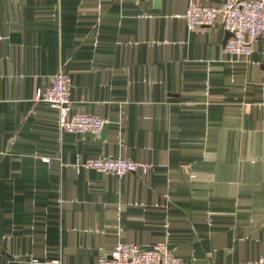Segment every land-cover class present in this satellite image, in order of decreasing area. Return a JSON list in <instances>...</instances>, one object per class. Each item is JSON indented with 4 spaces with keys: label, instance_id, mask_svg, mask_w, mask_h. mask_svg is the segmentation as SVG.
I'll return each mask as SVG.
<instances>
[{
    "label": "crops",
    "instance_id": "crops-1",
    "mask_svg": "<svg viewBox=\"0 0 264 264\" xmlns=\"http://www.w3.org/2000/svg\"><path fill=\"white\" fill-rule=\"evenodd\" d=\"M190 1L0 0V264H98L120 243L264 257V40L232 61L222 25L188 30ZM59 72L100 137L35 99ZM97 158L149 170L76 171Z\"/></svg>",
    "mask_w": 264,
    "mask_h": 264
},
{
    "label": "built area",
    "instance_id": "built-area-1",
    "mask_svg": "<svg viewBox=\"0 0 264 264\" xmlns=\"http://www.w3.org/2000/svg\"><path fill=\"white\" fill-rule=\"evenodd\" d=\"M189 31L211 28L217 24L233 36L225 46V53L232 61L250 57L254 44L264 40V0H227L220 6L204 7L191 0L184 16ZM264 86V77L263 82ZM72 81L68 75L57 73L44 89H39L35 99L47 103L58 110V128L60 133L91 134L100 137L108 120L85 113H73L71 100ZM48 162L47 159H45ZM76 171H96L123 178L127 174L142 171L147 173L148 165L130 159L97 158L77 161ZM98 264H195L177 258L166 242H160L150 248L137 245L118 244L109 257H102ZM245 264H264V257Z\"/></svg>",
    "mask_w": 264,
    "mask_h": 264
},
{
    "label": "water",
    "instance_id": "water-1",
    "mask_svg": "<svg viewBox=\"0 0 264 264\" xmlns=\"http://www.w3.org/2000/svg\"><path fill=\"white\" fill-rule=\"evenodd\" d=\"M228 35H229V38H228V40H229L233 35L229 32H228ZM228 40L226 41V44H227Z\"/></svg>",
    "mask_w": 264,
    "mask_h": 264
}]
</instances>
